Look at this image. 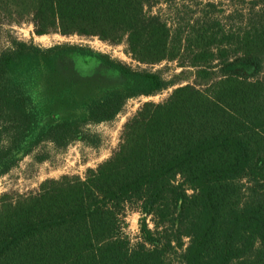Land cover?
<instances>
[{
    "label": "trees",
    "instance_id": "trees-1",
    "mask_svg": "<svg viewBox=\"0 0 264 264\" xmlns=\"http://www.w3.org/2000/svg\"><path fill=\"white\" fill-rule=\"evenodd\" d=\"M157 1L0 0L1 24L28 19L36 35L123 43L140 64L181 68L165 77L77 45L10 40L0 52V168L37 130L38 141L63 147L129 99L172 90L124 123L118 147L86 177L49 179L2 202L0 264H264V0L229 11L208 1L191 13L170 0L167 17L149 12ZM74 51L125 85L91 100L85 116L40 127L10 74L24 54L51 69ZM128 204L155 224L143 222L133 245L121 228Z\"/></svg>",
    "mask_w": 264,
    "mask_h": 264
},
{
    "label": "rangeland",
    "instance_id": "rangeland-1",
    "mask_svg": "<svg viewBox=\"0 0 264 264\" xmlns=\"http://www.w3.org/2000/svg\"><path fill=\"white\" fill-rule=\"evenodd\" d=\"M169 1L158 0L149 12L169 16L170 10L167 5ZM208 1H220L222 3L218 8L229 11L240 0H186L185 4H190L191 7L188 6L185 10L194 12L197 9L195 4L203 5ZM13 38L40 48L77 45L135 68L159 70L165 77L181 71L175 63L168 64L169 67L165 62L140 64L126 54L123 43L111 45L96 37L63 36L59 33L36 35L28 19L13 26L0 23V52L10 45V40ZM56 60L54 67L50 69L39 60L38 56L24 54L18 66L10 74V78L17 85L29 108L37 113L40 127L59 119L85 116L86 107L91 100L123 89L125 85L121 75L94 56L82 55L74 51L58 54ZM171 90L172 88H169L152 96L129 99L115 118L101 123H88L82 127L83 138H76L63 147L50 141H38V130L29 134L16 147L17 149L11 152L0 168V206L2 202L15 201L19 197L38 191L46 180H58L64 176L86 177L89 170L96 169L118 147L124 123L145 102H160L168 97ZM1 144H6V141H2ZM5 165L9 167L3 169ZM138 208L136 204H128L121 218L122 231L132 245L140 242L142 238L143 222L147 223L151 230L155 229L152 217L142 215Z\"/></svg>",
    "mask_w": 264,
    "mask_h": 264
}]
</instances>
